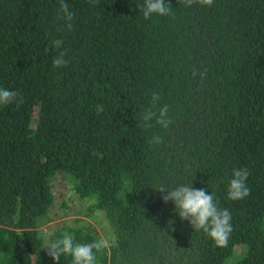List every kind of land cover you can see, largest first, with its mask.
I'll use <instances>...</instances> for the list:
<instances>
[{"label": "trees", "instance_id": "trees-1", "mask_svg": "<svg viewBox=\"0 0 264 264\" xmlns=\"http://www.w3.org/2000/svg\"><path fill=\"white\" fill-rule=\"evenodd\" d=\"M65 2L70 30L58 0H0V88L19 94L0 106V264H55L38 231L54 175L110 229L96 264H264V0H165L172 14L147 20L144 0ZM61 52L68 63L54 68ZM154 93L168 129L141 127ZM156 135L162 143L150 144ZM240 168L250 194L232 201L227 182ZM181 184L231 213L227 246L155 191ZM65 232L99 239L62 225L49 244Z\"/></svg>", "mask_w": 264, "mask_h": 264}, {"label": "clouds", "instance_id": "clouds-1", "mask_svg": "<svg viewBox=\"0 0 264 264\" xmlns=\"http://www.w3.org/2000/svg\"><path fill=\"white\" fill-rule=\"evenodd\" d=\"M59 2V18L66 22V27L70 30L72 25L70 21L73 19V12L65 0ZM185 6H192L194 3L201 6L210 7L213 0H182ZM142 13L144 19H150L154 14L160 16H168L172 14V7L166 4L165 0H144L143 5L137 6ZM63 44L62 39L54 41V47L60 48ZM66 52H61L53 60V67L60 68L66 66L68 61L65 59ZM193 75H197L194 71ZM204 74H201L203 77ZM18 93L7 88H0V106L8 105L16 102ZM160 96L156 93L152 95V106L145 110L142 119L144 124L141 127L160 126L163 129H168L173 121L168 117V107L164 105L157 110V103ZM155 120V125L151 121ZM150 144H161L160 136H153ZM247 169H233L231 179L227 182V198L232 201H238L246 198L250 194V188L246 181L249 176ZM160 193H166L162 196L163 202L171 201L174 205L176 215L181 221H188L193 230H202L207 234L216 247H225L229 241L233 231L231 224L232 216L227 209L218 207L215 200V194H208L206 189H194L192 184H181L172 189L160 187ZM171 223V222H169ZM109 241L105 238H100L92 243L81 244L74 243L73 236L68 232L63 233L62 238L51 242L47 249L48 255L52 258L55 264H59L62 255H68L72 258V264H96L95 252L100 251L108 246ZM95 250V252H94Z\"/></svg>", "mask_w": 264, "mask_h": 264}, {"label": "rangeland", "instance_id": "rangeland-1", "mask_svg": "<svg viewBox=\"0 0 264 264\" xmlns=\"http://www.w3.org/2000/svg\"><path fill=\"white\" fill-rule=\"evenodd\" d=\"M50 186L53 204L47 215L48 222L38 227L45 249L49 245V237L53 230L62 225L89 228L99 239H109L111 232L101 213L92 212L87 215L86 206L89 202L78 198L68 179L54 175L50 180Z\"/></svg>", "mask_w": 264, "mask_h": 264}]
</instances>
